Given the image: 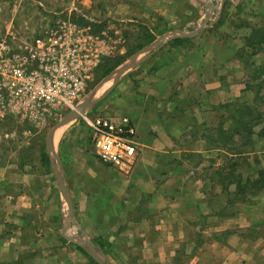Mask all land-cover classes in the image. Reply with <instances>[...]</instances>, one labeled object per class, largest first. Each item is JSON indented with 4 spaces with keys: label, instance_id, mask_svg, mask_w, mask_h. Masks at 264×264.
I'll return each mask as SVG.
<instances>
[{
    "label": "rangeland",
    "instance_id": "1",
    "mask_svg": "<svg viewBox=\"0 0 264 264\" xmlns=\"http://www.w3.org/2000/svg\"><path fill=\"white\" fill-rule=\"evenodd\" d=\"M127 1L0 0V40L7 41L8 48L13 51L18 49L28 52L34 49V52L41 56L39 60L33 61L28 56V61L12 62L10 65L22 66L26 76L31 77L40 87L59 88L54 97L50 100L44 98L37 100L33 108L21 106L17 108L14 96L10 95L6 100L0 91V168L17 166L25 169L27 176H24V184L31 180L37 188L39 187L33 190L40 199L39 214L43 211L44 216L47 215V211L41 202L53 197L50 184L52 174L49 172V166L41 160V153L46 154L45 139L48 131L67 113L88 102L85 112L60 128V131L67 133L75 131L78 134L77 139L85 143L88 151L92 153L85 118L93 120L95 117H105L116 120L111 113L110 103L105 102L102 106L99 102L111 87L112 80L109 78L117 69L138 55L133 70L125 73V82L133 84L130 76L143 69L144 61L140 59L154 57L169 49L166 42L145 51L169 30H173V25L197 18L195 14H198L201 16L199 22L197 21L198 28H202L205 13L209 17L214 13L213 17L218 19L220 12L222 9L225 11L227 5L225 13H233L236 2H247V0H143L145 8L142 0L138 2L132 0L131 7L136 11L133 14H126L122 11L125 7L120 2ZM181 7L185 11L182 14L184 16L180 17L179 13L178 22H174L170 15ZM143 11H146V16H143ZM261 13L264 17V11ZM179 26L180 28H177ZM193 27L196 28L194 25L189 28ZM176 28L175 31L178 29L183 31L185 27L180 24ZM245 32L242 30L236 34L244 37ZM210 36L207 49L213 52L216 51L215 40L220 38L213 33ZM50 38L60 39V43L52 44ZM37 40L40 41L39 44H36ZM63 40L66 41V46L62 44ZM237 46H233L236 51L243 48L239 55L242 62L236 57L235 52V59L239 62L238 68L229 63L222 65L225 75L229 76L223 78L224 84L228 85L234 81L236 85L241 83L244 89L245 84H248L256 90L261 83L259 98L253 100L254 91L248 88L238 98L223 104L245 103L250 106V114L244 117V121L248 123V127L253 126L255 134L242 139L246 145L237 137L233 139V144H230L226 140L228 135H218L217 131L220 126L224 131L233 127L231 117L238 111L235 105L240 104H235L228 110L220 107L221 104L210 109H202L201 98L197 99L200 100L198 104L200 108L193 113L195 116L182 146L191 149L193 140L200 137L204 140L205 152L199 155L190 153L181 160H189V167L194 170L192 177L204 183L200 188V193H203L201 197L204 198L199 203L197 213L190 218L191 221H187V225L177 229V226L173 227V230L177 231L176 241L163 237L165 235L163 224L159 221L150 236H143L145 230L140 222L148 215L146 211L148 212L150 202L147 197L143 196L142 205L137 212L133 210L119 217L112 208L109 209L110 212L101 214L99 207L85 204L89 199L79 190V195L77 190L72 193L77 204L72 212V223L67 230L62 231L64 221L67 219V207L60 204L61 200L58 201L61 196L56 185L54 210L56 215L58 213L61 218L64 217V221L60 220L61 222L55 225L56 244L49 248L52 256L55 255L52 262L63 260L65 264H96L84 258L79 261L76 257L69 256L70 248L73 249L77 244L62 239L63 236L85 241L96 236L106 237L113 245L110 264H204L196 263V259H193L201 256L199 252L204 243L215 240L221 247H228L230 245L227 244V240L234 236L245 240L249 245L246 248L238 246V249L235 248L233 251L234 254L231 253L229 256L222 252L224 251L222 248L208 264L223 262L238 264L242 257L251 264H264V185L255 184L258 173L264 171V137L256 135L258 130H264V75H260L258 79L252 78L253 75L257 76L252 74L253 70L264 64V45L255 47L254 55H251L252 49L244 44ZM67 54H72V57L66 59ZM3 64L6 63L0 60V67ZM109 69L111 71L103 76ZM233 73L234 76H231ZM70 74L78 77L76 87L74 81L67 78ZM68 89L74 90V95H69ZM108 100L110 101V98ZM195 102L196 98L183 100L182 106L190 107ZM256 115L259 117L258 121L253 120ZM254 123L258 125L255 126ZM55 164L57 165L56 161ZM180 178L176 180L167 176L165 181L169 184L177 182L183 184L189 180L182 176ZM87 190L89 191V187ZM212 198H218V201L214 202L218 205L214 208L210 206ZM161 215L165 217L163 211ZM37 225L47 227L46 222L40 219L36 222ZM166 226L172 227L167 224L164 229ZM148 227H151V224ZM1 228L5 232V237L14 230L7 224ZM58 236L61 237L57 239ZM166 240L172 251L167 252Z\"/></svg>",
    "mask_w": 264,
    "mask_h": 264
},
{
    "label": "crops",
    "instance_id": "2",
    "mask_svg": "<svg viewBox=\"0 0 264 264\" xmlns=\"http://www.w3.org/2000/svg\"><path fill=\"white\" fill-rule=\"evenodd\" d=\"M131 1L120 2L125 7L122 11L126 14H133L136 11L131 7ZM141 3L144 5L145 1L142 0ZM227 7L228 5L225 11L222 9L218 19L213 17L214 13L210 17H206L205 13V19L202 21H205L204 27L200 30L198 22L201 16L198 14H195L197 18L186 20L183 24L180 23L185 27L183 31L179 29L175 31L180 28V26L176 28L180 24L173 25V30H169L166 34L174 33L179 36L178 38L186 39V42L173 47L170 45L172 40H169L167 42L169 49L165 53L140 59L144 61L143 69L130 76L134 85L129 84L128 81L125 82V74H123L101 98L99 104L102 106L105 102L110 103L114 119L125 117L134 129V143L140 156L137 164L129 173L118 172L97 159L93 153L88 151L86 144L77 139L78 134L75 131L67 133L59 129L58 132L53 133L51 147L54 152L49 155L46 152L48 169L52 174L50 184L53 197L41 202L47 211V215L44 216L43 211L39 214L40 199L33 190L39 187L37 188L31 180L26 185L24 184V176H27L25 169L17 166L0 168V264H65L63 260L52 262L55 255L52 256L49 249L56 244L55 225L57 226L60 220L64 221V217L61 218L58 213L56 215L54 210L56 185L61 196L58 201L61 200L60 204L67 207V219L64 221L62 231L67 230L72 223V212L77 205L72 193L77 190L78 195L80 191L89 199L85 204L99 207L101 214L110 212L109 209L112 208L119 217L133 210L137 212L142 205L141 199L143 196L147 197L150 202L148 212L146 211L148 215L140 222L145 230L143 236H150L159 221L163 224V233H165L163 237L173 242L176 241L177 231L175 232L173 227L177 226L176 229L184 227L187 221L197 213L199 203L204 198L201 197L203 193H200V188L204 183L192 177L194 170L189 167V160H181L187 154L199 155L205 152L204 140L200 137L193 140L191 149L182 146L183 140L188 137L187 130L191 128V121L195 116L193 113L199 111L200 108L198 105L200 100L197 99L201 98L202 109H210L217 104L238 98L244 93L241 83L236 85L234 81H231L228 85L224 84L223 78L229 76L225 75L222 65L229 63L238 68L239 62L235 59L237 49H233V46H239V44L241 46L244 38L249 34L247 32H250L249 28L259 26L264 22L261 13L264 11V0L236 2L233 13H225ZM183 12L185 11L181 7L170 15V18L178 22L179 13L180 17H183ZM143 16H146V11H143ZM192 25L196 28H189ZM242 30L246 31L243 33L244 37L236 34ZM212 33L217 34L220 39L215 40L216 51L209 52L207 45L210 43L208 40ZM231 76H234V73ZM199 94H201L200 97ZM195 98L197 101L195 104L190 107L182 106L183 100L188 101ZM53 167L59 168L58 172H60L67 198L59 189ZM167 176L174 177L176 180L181 179L182 176L189 180L186 183L181 181L183 184H178V182L169 184L165 181ZM27 190L30 192H26ZM85 190H87L86 193ZM217 199L212 198L210 206L214 208L218 205L214 203L218 201ZM162 211L165 217H161ZM155 217L159 219L156 220ZM38 219L46 222L47 227L36 226ZM19 221L21 224H17ZM6 224L14 229L7 237L1 228ZM149 224L151 227H148ZM167 224L172 227L166 226L164 229ZM60 237L58 236L57 239ZM61 238L69 239L64 236ZM88 241L102 252L92 242V238ZM166 243L167 252L172 251V247H168L167 240ZM227 244L230 246L221 247L215 240L207 241L200 249L201 256L193 259H196V263L208 264L215 259L222 248L224 249L222 252L229 256L231 253L234 254L233 251L235 248L238 249V246L246 248L249 245L245 240L234 236L229 237ZM75 247L73 249L69 247V256L76 257L79 261L82 258L89 260ZM79 248L86 253L90 261L98 264L83 248ZM105 258L110 264V259L106 256ZM240 260L238 264H251L244 257Z\"/></svg>",
    "mask_w": 264,
    "mask_h": 264
},
{
    "label": "built area",
    "instance_id": "3",
    "mask_svg": "<svg viewBox=\"0 0 264 264\" xmlns=\"http://www.w3.org/2000/svg\"><path fill=\"white\" fill-rule=\"evenodd\" d=\"M51 42L52 44L60 43V39H51ZM39 43L40 41L37 40L36 44ZM62 44L66 46V41L63 40ZM28 56L31 61L41 58L34 52V49L28 52L18 51V49L13 51L8 48L7 41L0 40V60L6 63L0 67V91L5 95L6 100L8 96L13 95L17 108L20 106L33 108L37 100L41 98L50 100L59 91V88L55 89V86L46 88L38 86L31 77L26 76L22 66L10 65L12 62L28 61ZM66 56L67 59L72 57V54ZM48 58L50 57L48 56ZM67 78L74 81L76 87L78 77L70 74ZM67 93L74 95L75 91L68 89ZM85 123L89 130L90 148L94 156L118 172L129 173L140 156L134 143V129L129 120L125 117L116 120L95 117L93 120L85 118Z\"/></svg>",
    "mask_w": 264,
    "mask_h": 264
},
{
    "label": "trees",
    "instance_id": "4",
    "mask_svg": "<svg viewBox=\"0 0 264 264\" xmlns=\"http://www.w3.org/2000/svg\"><path fill=\"white\" fill-rule=\"evenodd\" d=\"M249 29H250V32H249L248 36H246L244 38L243 44L246 47L252 49L251 55H254L256 53L254 48L261 45V44L264 45V22L259 26H252ZM185 42H186V39L176 38L170 42V45L175 47V46H179L181 44H184ZM242 52H243V48L236 51V57H238V59L241 62H242V60L240 59L239 55ZM110 71H111V69L106 70L104 72L103 76L107 75ZM263 72H264V64L260 65L255 70H253L252 74H257V76L253 75L252 78L258 79L260 75H264ZM260 85H261V83L258 85L257 89L254 90V88H252L251 86L249 87L248 84H245V89H243V91L250 88L251 90L254 91V99L253 100H257L259 98ZM236 101L237 100H235V102ZM235 104H240V103L221 104L220 107L223 106L225 109L228 110L229 107H231V106L234 107ZM235 106L237 107L236 110H238V111L236 112L235 116L231 117L233 127L227 131H224L222 129V126H220L219 130L217 131L218 135H228V138H226V140L230 144H233V139L235 137L239 138V140L242 141V139H245V137H248L249 135L255 134L253 132V126L248 127L247 126L248 123L244 121V117H246L248 114H250V112H249L250 106H248L245 103H242L240 105H235ZM258 118L259 117L256 115V117H254L253 120L258 121ZM254 125L256 126V125H258V123H254ZM256 135L258 137H264V130H262V129L258 130ZM242 143L244 145H246V143H244L243 141H242ZM41 160H43V162L48 165V158H47L45 153H41ZM257 176H258L257 177L258 180L255 182V184L256 185H258V184L264 185V171H260ZM92 242L102 250V252L104 253V255L107 258L110 259V254L112 253V249H113V245L111 242H109L107 239H105L101 236L94 237L92 239ZM75 249L78 250L81 254H83L85 257H87L90 260V258L86 255V253L84 251H82L79 247H75Z\"/></svg>",
    "mask_w": 264,
    "mask_h": 264
},
{
    "label": "water",
    "instance_id": "5",
    "mask_svg": "<svg viewBox=\"0 0 264 264\" xmlns=\"http://www.w3.org/2000/svg\"><path fill=\"white\" fill-rule=\"evenodd\" d=\"M206 17H209V15H207ZM205 21L203 22L204 25ZM200 30V28H199ZM179 36L174 34V33H168L164 36H162L155 44H153V46H150L149 48L145 49V51H149L151 50V48H154L156 45H162L166 42H168L169 40H173L178 38ZM144 51V52H145ZM147 54V52L145 53ZM139 57L138 55L133 57L125 66L120 67L119 69H117V71H115V73H113L109 79L112 80V85L115 83V81L123 74H125L127 71L131 70L134 66H135V59ZM108 81V79H107ZM88 106V102L82 103L81 105L77 106L76 110L74 111H70L69 113H67L65 116H63L47 133L46 135V152L48 153H52L54 152L52 149V136L53 133L66 126L69 122H71L72 120L76 119L77 117H79L80 114H83L86 110ZM55 170V174H56V179H57V183L59 186L60 191L65 195V197L67 198V193L65 191L64 185L62 183V178L61 175L59 174L60 172H58L59 168H54ZM70 214V211H69ZM68 240L74 242L75 244H77L79 247L83 248L98 264H108L106 262V258L103 255V253L97 248L95 247L90 241H85V240H78V239H71L69 238Z\"/></svg>",
    "mask_w": 264,
    "mask_h": 264
},
{
    "label": "bare ground",
    "instance_id": "6",
    "mask_svg": "<svg viewBox=\"0 0 264 264\" xmlns=\"http://www.w3.org/2000/svg\"><path fill=\"white\" fill-rule=\"evenodd\" d=\"M59 130V129H58ZM58 130H56L57 132H58ZM56 131L54 132V134L56 133ZM53 134V135H54ZM59 135V134H58ZM57 139H58V137H57ZM51 140L53 141V136H52V138H51ZM53 143V142H52Z\"/></svg>",
    "mask_w": 264,
    "mask_h": 264
}]
</instances>
